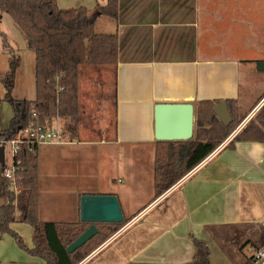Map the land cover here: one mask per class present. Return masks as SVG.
<instances>
[{"label": "crops", "instance_id": "1", "mask_svg": "<svg viewBox=\"0 0 264 264\" xmlns=\"http://www.w3.org/2000/svg\"><path fill=\"white\" fill-rule=\"evenodd\" d=\"M78 2L88 10L93 5ZM245 4L117 0L116 22L101 20L97 32L117 35L114 73L108 66H81L74 143L37 147L41 221H76L82 194H113L126 218L122 224L130 222L82 264H196L195 239L212 244L220 264H242L240 252L231 260L212 230L264 224V143L228 146L264 103V71L256 69L264 61V26L245 18ZM226 99L236 102L240 130L178 186L155 195V104ZM98 118L102 135L86 137L97 132ZM10 228L32 247L29 224ZM22 258L20 264H46L28 253Z\"/></svg>", "mask_w": 264, "mask_h": 264}, {"label": "trees", "instance_id": "2", "mask_svg": "<svg viewBox=\"0 0 264 264\" xmlns=\"http://www.w3.org/2000/svg\"><path fill=\"white\" fill-rule=\"evenodd\" d=\"M0 12L7 13L24 33L28 48L34 53V99H16L11 96L15 71L20 64L2 35L9 52L8 71L2 76L4 100L12 108L8 126L0 129V145L16 136L19 127H25L44 118L68 119L65 128L74 134L78 127V75L81 66H108L114 73L117 63V35L95 30L98 17L116 22L117 0H106L93 11L85 6L60 8L56 0H0ZM220 100H202L196 104L195 137L187 140H157L153 160V190L159 195L203 159L219 141L241 120L234 99H226L231 121L224 125L213 112ZM235 140H259L264 143V105L256 115L228 143ZM15 171L19 192L9 188L0 165V233L11 235L18 246L28 254L41 258L46 264H76L123 222H97L96 234L82 246L68 252L67 246L88 226L89 222L41 221L38 216V157L37 146L21 145ZM13 222L31 226L32 247H27L20 234L10 228ZM264 226V225H262ZM264 228V227H263ZM264 230L259 244L264 241ZM196 264H208L209 250L205 242L194 240ZM222 246V245H221ZM223 248V247H222ZM224 249V248H223ZM242 264H252L250 256H242Z\"/></svg>", "mask_w": 264, "mask_h": 264}, {"label": "rangeland", "instance_id": "3", "mask_svg": "<svg viewBox=\"0 0 264 264\" xmlns=\"http://www.w3.org/2000/svg\"><path fill=\"white\" fill-rule=\"evenodd\" d=\"M91 1V0H90ZM106 0H92L93 5L88 6L89 10L93 11L95 9L94 3H98L99 5H103ZM61 5H66L64 7H77L79 6L78 0H60ZM63 6H60V8ZM93 7V8H92ZM246 11L245 18L249 20L251 23L254 22V25L262 23L264 26V0H246V4L243 5ZM100 19L96 22V31L101 29V20H108L107 17H99ZM110 20V19H109ZM247 27V26H244ZM249 29V28H248ZM256 32V29L253 30ZM5 36L6 43L9 47L12 48L15 54L20 57V64L15 71L14 79H13V89L11 90V96L16 99H34L35 97V79H34V53L27 46V41L24 33L21 29L13 22L10 16L5 12H0V129H3L8 126L10 119L12 118L13 112L11 106L7 101L4 100L5 96V88L1 83L2 76L8 71V59L9 52L3 45L2 35ZM216 39L218 41L222 40V36H217ZM261 40V38H260ZM261 43L264 46V32ZM262 52L264 50L262 49ZM103 104H101L102 107ZM264 103L259 107L261 108ZM98 106H100L98 104ZM98 114H103L99 109L97 110ZM111 107L109 108V117L111 118V123L109 127V133L113 131V116H112ZM102 118H98L94 123L95 130L97 132L90 134L85 133L86 137H90L91 135L96 139L100 137V134L103 133V123L104 120ZM239 123H237L228 135L223 138L221 141L226 139L231 133L234 132L235 128ZM80 128V127H79ZM91 131V130H90ZM219 141L217 145L221 143ZM216 145V146H217ZM264 226H241L234 227L229 229H216L212 230L215 239L222 245L224 250L226 251L228 257L232 259L240 258L241 256H250L249 246H253L252 244H259L260 237L263 233ZM118 228V227H117ZM106 239V238H105ZM104 239V240H105ZM101 243V242H100ZM209 250V260L210 264H220L218 260L217 253L214 251L212 244H208ZM94 249V248H93ZM239 252L240 255L239 256ZM27 257V253L25 250L21 249L16 243L15 239L7 234L0 233V264H20L22 257ZM41 261L42 259L39 258ZM16 261V262H15ZM18 261V262H17Z\"/></svg>", "mask_w": 264, "mask_h": 264}, {"label": "water", "instance_id": "4", "mask_svg": "<svg viewBox=\"0 0 264 264\" xmlns=\"http://www.w3.org/2000/svg\"><path fill=\"white\" fill-rule=\"evenodd\" d=\"M258 71H264V61L256 63ZM213 112L228 125L231 115L225 100L219 101ZM196 105L192 101H163L154 106L155 140H187L195 137ZM4 163V146L0 145V165ZM123 213L118 198L113 194H82L79 200V220L89 222V226L66 248L72 252L82 246L97 232V222H123Z\"/></svg>", "mask_w": 264, "mask_h": 264}, {"label": "built area", "instance_id": "5", "mask_svg": "<svg viewBox=\"0 0 264 264\" xmlns=\"http://www.w3.org/2000/svg\"><path fill=\"white\" fill-rule=\"evenodd\" d=\"M35 121L28 126L19 127L16 136L3 142L4 146V163L2 165V176L8 180L9 188L15 193L19 192V187L16 185L15 171L19 164L17 155L21 145H34L39 146L43 144H71L74 143V139L70 132L65 128V125L59 121L60 117L44 118L42 121L37 120V115L33 113ZM244 121L240 122L235 128L234 132L231 133L226 139L215 146L203 159L193 165L183 176H181L175 183L165 189V192L172 190L178 186L184 179H186L192 172L206 163L222 146L227 144L232 137L237 134L243 125ZM130 225V222H126L118 227L110 236L99 243L94 249L96 252L106 243L116 237L121 231L126 229ZM264 225V224H263ZM264 241V239H263ZM250 258L252 264H264V243L259 247L249 246ZM87 258V257H86ZM81 259L76 264H82L85 259Z\"/></svg>", "mask_w": 264, "mask_h": 264}]
</instances>
